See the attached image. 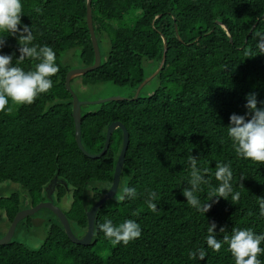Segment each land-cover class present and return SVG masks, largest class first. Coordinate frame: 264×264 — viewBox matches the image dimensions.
Instances as JSON below:
<instances>
[{
  "label": "trees",
  "instance_id": "trees-1",
  "mask_svg": "<svg viewBox=\"0 0 264 264\" xmlns=\"http://www.w3.org/2000/svg\"><path fill=\"white\" fill-rule=\"evenodd\" d=\"M22 5L33 44L53 48L59 71L51 77L52 88L33 103L9 100L6 108L12 110L0 111V187L17 183L24 189L23 197L15 191L0 195V213L9 225L20 210L47 199L45 189L57 176L67 185L58 183L52 198L59 204L71 189L72 201L64 211L81 237L88 229L87 209L112 184L122 129L113 132L100 158L85 155L76 141L72 95L66 87L70 69L61 55L79 48L85 67L95 62L87 0H22ZM92 10L99 46L110 41V49L99 68L82 75L85 85L108 81L138 90L149 76L145 64L158 69L163 37L168 43L154 93L94 104L92 111L82 106V142L88 152H101L113 122L129 131L122 190L99 209L91 244L74 243L54 217L38 249L15 238L0 245V264H235L226 244L213 251L206 236L213 224L220 241L235 228L264 234L258 203L264 199V164L237 156L227 135L231 115H246L250 93L264 107V54H245L256 51L257 37L264 33V0H92ZM20 48L16 37L7 36L0 55L12 56L15 65ZM36 63L26 57L16 66L29 71ZM193 159L202 176L196 186L191 183ZM218 162L230 164L233 171L227 199L208 195L221 183L214 175ZM185 191L193 192L196 207L189 205ZM236 192L240 199L233 202ZM209 204L204 215L197 211ZM109 219L116 225L134 220L141 236L113 244L99 229ZM258 259L264 261V255Z\"/></svg>",
  "mask_w": 264,
  "mask_h": 264
},
{
  "label": "clouds",
  "instance_id": "clouds-1",
  "mask_svg": "<svg viewBox=\"0 0 264 264\" xmlns=\"http://www.w3.org/2000/svg\"><path fill=\"white\" fill-rule=\"evenodd\" d=\"M22 0H0V46L7 36H14L21 45L22 55L13 64V58L10 55H0V111L10 112L11 108H6L11 100L15 104H31L34 99L42 93H47L53 86L51 77L59 71L56 63V53L49 46H40L33 44L32 29L24 24L22 17ZM39 11V9H37ZM31 45V46H30ZM256 51L246 52L247 56L264 54V33L257 37ZM38 60L34 70L25 71L18 67L19 63L25 58ZM262 102L257 100L255 93L247 96L246 115H231L229 125L227 126V135L232 141L237 156L264 164V107L259 106ZM193 170L191 173V183L193 186L202 181L200 172L196 169V161L192 160ZM205 172L209 169L205 168ZM215 178L220 181V185L209 190V199L212 196L228 198L233 191L230 181L233 179V171L230 164L217 163ZM207 183V182H205ZM124 195L129 194V188H124ZM154 195V194H153ZM184 195L188 197L189 205L196 207L197 198L192 191H185ZM123 198V197H122ZM240 193L236 192L231 196L233 202L239 201ZM260 205V215L264 216V199L258 200ZM148 206L156 211V205L148 200ZM211 208L199 207L197 211L203 215ZM215 224L208 227L206 244L213 251L219 252L223 245L228 246V251L232 254L235 264H264V261L258 259L264 255V234H257L251 229H233L232 234L226 235L223 241L217 240L213 235ZM100 231L113 244L137 239L141 236L140 225L134 220L127 219L116 225L112 220H105L99 225ZM223 231V229H221ZM195 258L196 253L191 254ZM204 252L200 251V259L204 258Z\"/></svg>",
  "mask_w": 264,
  "mask_h": 264
},
{
  "label": "water",
  "instance_id": "water-1",
  "mask_svg": "<svg viewBox=\"0 0 264 264\" xmlns=\"http://www.w3.org/2000/svg\"><path fill=\"white\" fill-rule=\"evenodd\" d=\"M87 23H88V28H89L91 38H92V44L94 47L95 62L91 66L82 67V68H78V69H74V70L69 71L67 73V77H66V87L72 95L73 117H74V121H75L76 141H77L79 148L84 152L85 155L92 157V158L102 157L104 154H106V152L108 151V149L111 145L113 132L118 128L122 129V131H123V143H122V148H121V151H120L117 163H116V168H115L112 186H111L110 190L108 192H106L103 195V197H101L98 201H96L90 209H87L88 229L83 236L78 237L74 233L72 226H71V223H70L67 215L65 214V212L60 207L56 206L53 202L54 200L52 197H53V193L56 189V185L58 183L66 184V182L61 181L56 176L54 179H52L50 181V183L47 185V187L45 189V193H46L48 200L45 202L39 203L38 205H36L33 208L25 209L23 211L18 212V214L15 216L13 222L11 223L10 228L7 231V233L5 235H3L2 237H0V245H6L9 242H11L15 228L18 225V222L20 220L24 219L26 216L33 215L34 213H36L38 210H40L42 208H46V209H49L50 211H52L56 215V217L60 219L66 234L74 243L87 246V245L91 244V242L93 241L94 236H95L96 217H97V213H98L99 209L104 205V203L107 200L115 197L116 193L118 192V186L120 183L121 173H122V169H123V166H124V163L126 160V154H127V150H128L129 143H130L129 131L127 130L125 125L122 124L121 122H119V121L113 122L108 127L107 138H106V142H105V145H104V148L102 149V151L99 153H95V154L88 152L85 149L83 142H82V106L86 105V104L105 103V102L111 101V100H123V99H136V98H138L143 86L149 80L154 78L163 68V66L166 62V59H167L168 43H167V39L165 37H163L165 48H164V54H163V58H162V61L160 63V66L158 67L155 74H153L151 77L145 79L140 84V86L138 87V90L136 91V94L133 98L112 97V98L99 100L96 102L95 101L94 102L82 101L78 97V95L75 93V91L73 90V88L71 86L72 79H74L75 77L87 74L93 70H96L97 68L100 67V65L102 63V55H101V50H100V46H99V41H98V38H97L96 33H95V29H94L92 0H87ZM223 27L226 29L227 33L231 36L230 30L227 28V26L223 25ZM176 31H177L178 37L180 38V34L178 31L177 25H176ZM33 223L35 224V226L40 225V223L36 222V220H33Z\"/></svg>",
  "mask_w": 264,
  "mask_h": 264
},
{
  "label": "rangeland",
  "instance_id": "rangeland-1",
  "mask_svg": "<svg viewBox=\"0 0 264 264\" xmlns=\"http://www.w3.org/2000/svg\"><path fill=\"white\" fill-rule=\"evenodd\" d=\"M110 49V41L106 43V41H102L101 43V55L102 60L104 56L106 55L105 52H108ZM80 49H70L64 52L61 55V62L67 66L71 71L74 69L85 67V63L81 59L80 56ZM146 63V62H145ZM144 63V64H145ZM146 72L149 74L148 78L151 77L153 74H155L156 70H153L148 67V64H145ZM85 78L77 77L72 82V87L75 93L78 95V97L82 101H90V102H96L99 100L112 98V97H122V98H133L135 96L137 89L126 86H120L116 85L112 82L104 81V82H93L85 85L84 82ZM84 84V85H83ZM159 85L158 78L154 77L151 80H149L142 88L140 94L142 96H149L152 93H154L156 87ZM97 108L96 105H83V111H92ZM5 187H0V195H6L13 191L20 192L23 197L24 189L17 183H9L4 184ZM67 196L64 197V201L62 200L59 204L62 207L63 210H68L72 201V191L70 189H67ZM120 195V194H119ZM91 198H89L86 194L85 202L88 204L90 203ZM42 215H45L44 211H41ZM4 213H0V218L3 219ZM3 221V220H1ZM4 223V222H2ZM6 226L1 225L0 226V236L2 235V232L6 231L8 228L7 223ZM49 230V224L43 223L38 226H29L28 228H19L14 236L15 239L22 240V242L28 246L29 248H35L38 249L43 241L45 240Z\"/></svg>",
  "mask_w": 264,
  "mask_h": 264
},
{
  "label": "flooded vegetation",
  "instance_id": "flooded-vegetation-1",
  "mask_svg": "<svg viewBox=\"0 0 264 264\" xmlns=\"http://www.w3.org/2000/svg\"><path fill=\"white\" fill-rule=\"evenodd\" d=\"M122 136H123V131H122ZM106 138H107V135H106ZM122 143H123V140H122ZM105 145V144H104ZM104 148V147H103ZM122 148V147H121ZM102 151V150H101ZM118 160V159H117ZM113 178H114V176H113ZM112 183H113V181H112ZM121 185V178H120V183H119V186H118V192L119 191H121L122 190V187L120 186ZM111 186H112V184L108 187V189L107 190H105V192H104V194L106 193V192H108L109 190H110V188H111ZM103 194V195H104ZM103 195H102V197H103ZM48 199H46L45 201H47ZM99 200V199H98ZM98 200H96V201H98ZM45 201H42V202H45ZM42 202H39V203H42ZM54 202V204L56 205V206H58V207H60L61 209H62V207L60 206V204H57L55 201H53ZM38 203V204H39ZM26 204H28V202H26ZM38 204H36V205H38ZM36 205H32V206H29V207H26V208H24V209H22V210H20V211H23V210H25V209H29V208H33V207H35ZM93 206V205H92ZM64 209V208H63ZM62 209V210H63ZM44 211V213H45V215H42V213H41V211ZM19 211V212H20ZM64 211V210H63ZM65 212V211H64ZM18 214V213H17ZM54 217H56V215L52 212V211H50L49 209H46V208H42V209H40V210H38L36 213H34L33 215H29V216H26L24 219H22V220H20L19 222H18V225L16 226V228H15V231H14V233H13V237H12V240H13V238H14V236H15V234H16V232H17V230L21 227V228H28L29 226H32V225H34L35 226V224L33 223V220H36V222H39L40 223V225L41 224H43V223H47L48 221H50L51 219H54ZM57 218V217H56ZM1 220H3V221H1ZM14 220V219H13ZM13 220H12V222H13ZM2 222H4V223H7V221L5 220V214L3 215V219H1L0 218V226L1 225H3V226H6V224H4V223H2ZM11 222V223H12ZM11 223L9 224V226H8V223H7V226H8V228L6 229V231H4V232H2V235L0 236V237H2L3 235H5L6 233H7V231L9 230V228H10V225H11Z\"/></svg>",
  "mask_w": 264,
  "mask_h": 264
}]
</instances>
